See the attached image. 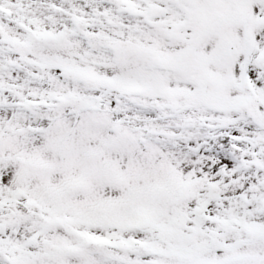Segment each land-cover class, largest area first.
<instances>
[{
  "label": "snow or ice",
  "instance_id": "6c2138e0",
  "mask_svg": "<svg viewBox=\"0 0 264 264\" xmlns=\"http://www.w3.org/2000/svg\"><path fill=\"white\" fill-rule=\"evenodd\" d=\"M0 264H264V0H0Z\"/></svg>",
  "mask_w": 264,
  "mask_h": 264
}]
</instances>
